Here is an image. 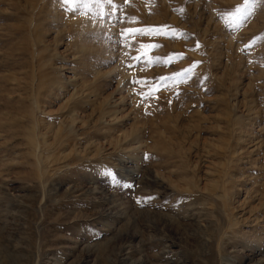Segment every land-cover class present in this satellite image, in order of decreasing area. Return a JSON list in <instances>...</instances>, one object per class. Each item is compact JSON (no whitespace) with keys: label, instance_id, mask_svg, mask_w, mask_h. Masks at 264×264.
<instances>
[{"label":"rangeland","instance_id":"374dc122","mask_svg":"<svg viewBox=\"0 0 264 264\" xmlns=\"http://www.w3.org/2000/svg\"><path fill=\"white\" fill-rule=\"evenodd\" d=\"M14 262L264 264V0H0Z\"/></svg>","mask_w":264,"mask_h":264},{"label":"snow or ice","instance_id":"6c2138e0","mask_svg":"<svg viewBox=\"0 0 264 264\" xmlns=\"http://www.w3.org/2000/svg\"><path fill=\"white\" fill-rule=\"evenodd\" d=\"M64 2L65 3H69L70 0H64ZM97 2H99V0H97ZM104 2H106V3L110 4V5L112 4V0H104ZM247 3H248V0H245V4H247ZM237 11H239V9H237ZM134 20H135V18H130V22H134ZM168 27L169 26H167V25L163 26L164 29H167ZM173 31H175V30H173ZM128 33H131L132 35H143V34H146V30H144V29H135V30L122 29L121 30V36H122V38H127L126 37V34H128ZM147 34H151V30H149L147 32ZM157 34H163V33L162 32H157ZM145 47L154 48V47H158V46L157 45H141V48H145ZM197 47H199L198 44H197ZM179 55H181V57H182V54H179ZM133 59H137V58L134 57ZM155 59H156V61H159L161 58H155ZM167 62H171V57H169V59H168ZM194 66L195 65H193V67ZM185 71H190V69L185 70ZM132 82L133 83H140L143 86V82L142 81L133 80ZM151 94H152V90L150 89L147 94H141V95L143 97L144 95H151ZM109 175H111V173H109ZM113 180H114L115 183H119V181L116 180V178L114 176H113Z\"/></svg>","mask_w":264,"mask_h":264},{"label":"bare ground","instance_id":"6f19581e","mask_svg":"<svg viewBox=\"0 0 264 264\" xmlns=\"http://www.w3.org/2000/svg\"><path fill=\"white\" fill-rule=\"evenodd\" d=\"M9 257V256H8ZM14 259V258H13ZM15 260V259H14ZM10 262V261H9ZM15 263V262H14ZM16 264V263H15Z\"/></svg>","mask_w":264,"mask_h":264}]
</instances>
